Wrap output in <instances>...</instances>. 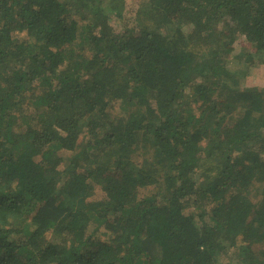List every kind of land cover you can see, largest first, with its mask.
<instances>
[{"label": "trees", "instance_id": "1", "mask_svg": "<svg viewBox=\"0 0 264 264\" xmlns=\"http://www.w3.org/2000/svg\"><path fill=\"white\" fill-rule=\"evenodd\" d=\"M233 62L264 66V0H0V264H264Z\"/></svg>", "mask_w": 264, "mask_h": 264}, {"label": "rangeland", "instance_id": "2", "mask_svg": "<svg viewBox=\"0 0 264 264\" xmlns=\"http://www.w3.org/2000/svg\"><path fill=\"white\" fill-rule=\"evenodd\" d=\"M142 0H124L125 5L129 8L132 5L141 2ZM192 29L186 27V33H190ZM194 40V39H193ZM232 72L235 80L242 86L264 87V66L252 65L251 67H244L241 64L233 62L231 64Z\"/></svg>", "mask_w": 264, "mask_h": 264}]
</instances>
